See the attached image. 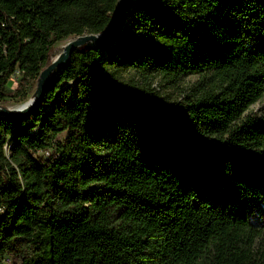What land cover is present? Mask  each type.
Here are the masks:
<instances>
[{
	"label": "trees",
	"instance_id": "obj_1",
	"mask_svg": "<svg viewBox=\"0 0 264 264\" xmlns=\"http://www.w3.org/2000/svg\"><path fill=\"white\" fill-rule=\"evenodd\" d=\"M118 3L0 0V102L26 95L57 43L103 33ZM128 73L197 81L171 101ZM262 99L264 0H126L30 112L0 115V259L264 264Z\"/></svg>",
	"mask_w": 264,
	"mask_h": 264
},
{
	"label": "rangeland",
	"instance_id": "obj_2",
	"mask_svg": "<svg viewBox=\"0 0 264 264\" xmlns=\"http://www.w3.org/2000/svg\"><path fill=\"white\" fill-rule=\"evenodd\" d=\"M77 39V37H70L68 39L63 40L62 42L57 43L52 51L51 60L53 61L55 58H57L63 51L64 48L71 42ZM126 79H133L134 82L138 84V86H150L152 89L155 90L156 93H158L161 97L168 98L171 101H175L179 98L180 91L186 87H190L193 83L197 81L196 76H188L186 77L178 87H172L166 84L160 77L153 76L149 78L148 81H144L143 78H141L140 75H136L134 73H128L125 75ZM16 80L11 79L9 81V84L7 86L8 92H13V90L16 88ZM38 84L35 83L31 85L27 89V93L23 98L14 99V98H7L4 101L0 102V106L8 109H15L19 107L20 105L24 104L28 101V99L36 93ZM250 111H252L255 115H257L259 118L264 119V99H262L260 102L256 103L250 108ZM66 137V133H63L59 136V140H63ZM51 152H44L39 153L40 156L47 157L49 156ZM9 260H11L9 258Z\"/></svg>",
	"mask_w": 264,
	"mask_h": 264
},
{
	"label": "water",
	"instance_id": "obj_3",
	"mask_svg": "<svg viewBox=\"0 0 264 264\" xmlns=\"http://www.w3.org/2000/svg\"><path fill=\"white\" fill-rule=\"evenodd\" d=\"M126 0H119L118 6L115 11V17L112 22L109 24L107 29L101 34H88L77 37L74 41H71L65 48L64 51L55 58L40 74L38 79V87L35 93V97L33 101L26 107L22 109H8L0 106V115L10 117V118H19L28 112H30L36 104L41 100L43 92L47 87L51 76L53 73L68 64L70 57L73 52L78 50L81 47L88 46V45H101L104 44L112 32L115 30L117 24L119 23L120 14L122 8L125 4Z\"/></svg>",
	"mask_w": 264,
	"mask_h": 264
},
{
	"label": "built area",
	"instance_id": "obj_4",
	"mask_svg": "<svg viewBox=\"0 0 264 264\" xmlns=\"http://www.w3.org/2000/svg\"><path fill=\"white\" fill-rule=\"evenodd\" d=\"M11 79H14L16 80V83L18 82L19 80V71H17ZM0 264H13V261L12 260H9V257L8 256H5V257H2V259H0Z\"/></svg>",
	"mask_w": 264,
	"mask_h": 264
},
{
	"label": "bare ground",
	"instance_id": "obj_5",
	"mask_svg": "<svg viewBox=\"0 0 264 264\" xmlns=\"http://www.w3.org/2000/svg\"><path fill=\"white\" fill-rule=\"evenodd\" d=\"M19 77H20V74H19ZM34 97H35V94H33V95L28 99L27 102H25L24 104H22V105H20L19 107L15 108V110L22 109V108L28 106V105L33 101Z\"/></svg>",
	"mask_w": 264,
	"mask_h": 264
}]
</instances>
